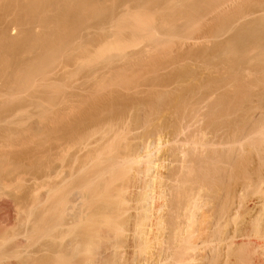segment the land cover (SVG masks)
<instances>
[{"label": "bare ground", "instance_id": "bare-ground-1", "mask_svg": "<svg viewBox=\"0 0 264 264\" xmlns=\"http://www.w3.org/2000/svg\"><path fill=\"white\" fill-rule=\"evenodd\" d=\"M128 1L129 0H127L126 3ZM204 1L207 4L204 5V12L196 11L197 9L195 10L196 12H199V15H202L203 13L210 14V12L214 11L213 8L218 7V4H221L218 2H221V0ZM213 1L217 2L214 3L217 4V6L214 5L215 7H213ZM53 2L54 1H52V3ZM56 2L58 3V1ZM56 2L54 3V5H56ZM60 2L58 4H60ZM223 2L224 1H222V3ZM40 3L43 2L40 1ZM82 3L80 2L81 6ZM88 3L86 2L85 4L89 5ZM124 3L123 5H125ZM33 4L34 3H32L31 6ZM43 4L45 5V3ZM146 4H148V2ZM90 5H92V3ZM149 5V7L152 6L150 2ZM92 6L94 7V5ZM146 6L142 7V10H145L144 12L149 13V11L155 10L153 9L146 11L148 7ZM65 7L67 8L68 6ZM5 8H7L8 10V6ZM71 8L70 10L72 11ZM60 10L61 9H59V11ZM81 10L82 9L80 8V11ZM162 11L164 10L162 9ZM67 12H69V10ZM158 12L161 11L157 10L156 13ZM201 12L203 13L201 14ZM33 13L34 12H32V14ZM63 13L67 14L66 12ZM29 14L27 15L29 16ZM32 14L31 16L33 17ZM85 14L87 15V13ZM85 14L83 13V16H85ZM79 15L81 16V14ZM36 16L38 17V15ZM70 16L72 15L70 14ZM260 16L256 17L257 19L254 18L255 20L251 19V22L248 21L247 23H245V26L243 24L242 28L240 27L239 29H237V31H235V33L237 32L236 34L233 33L234 35L232 34V36H230V38H228L224 42H221L219 44L217 43L213 48L210 47L211 51L208 49L209 52H206L205 50L207 48H202L203 50L200 48V50L194 52L198 57H207V55L208 57H210V54H213L211 57H213L214 59L215 55L216 57H221L223 59L224 57H232L234 58V62H239H232L234 63L232 66L233 69L236 70L237 68V70L239 71L240 67V69H242L243 67L244 69L248 67L247 70L251 68L249 71L255 72L250 73V75L254 74V76H240L244 70H241L242 72L240 73V75H238L235 74L237 70L233 71L231 67L230 68L232 70L228 67L229 70L226 73L227 70L224 72L223 69H226L227 67H222V72L224 73H221V71H218L219 73H217L218 69H215L216 76L214 74L211 75L213 77L209 76L208 78L206 77V79L202 78L203 81L196 79L198 82L195 81L193 82V84L191 83L192 86L188 85L189 88L186 87V89L188 88L187 93H185L184 90L183 97H180L182 95L178 93L180 96L176 97L174 95L175 97L169 99L170 101H168L167 98H170L168 97V88L166 91L168 94L165 91H161L160 89L159 90L163 93H161L160 91H156L153 92L156 94H153L151 91L153 95L150 93V97H148L146 101L143 100L139 102L140 104L137 103L140 106L135 107V105L132 104L134 105L133 107L131 105V107L136 109L133 114H131L132 112L129 111L131 108H127V105L129 104H126V102H129V98L128 101L124 102L123 98L120 99L121 97L119 98L118 96L119 100H121L119 105L117 106L118 108H115L114 106L115 102L116 104L118 103V98L115 97L113 98L114 100L112 98L110 100H106L107 97L103 98L104 100L102 102L105 103L104 109H106V111L108 109H111L110 113L108 112L109 110L107 111L109 115L119 113V115L117 114L118 117L116 116V121L119 122H116L114 119V115L116 114L113 115L114 118L112 117V115L108 117V114L104 109L103 110L106 114L103 113L102 107L100 109L96 106L95 109L89 110V112H86L84 110L85 113L83 111L82 115H80L79 117L77 116L78 118H76V121L74 123L72 122V127H68L70 129V132H68L69 137L72 138L69 139H71L72 141H80L86 136L84 135L85 133L87 134L89 132L88 134H91V132H93L92 134L94 135L95 131H98L100 133L95 143H97V148L99 150L97 149L98 151L94 155V150L92 149L93 152L91 153H93V155L89 153V156L92 157L90 158L89 156H87L86 160L89 157L87 161H85V159L81 156V159L83 158V161L85 162L83 163L81 161L82 163L79 166L77 165L79 168L73 164V167H75V171L71 169L72 167L70 168L71 162L69 164L66 163V166L64 165L65 167H68L71 172H68L66 170L69 174L67 175L66 172V174L63 173V169H65L64 167L61 170L63 171L61 174H64L65 176L62 175V178L61 174H58L61 177V181L60 183L58 181L59 184L56 183L58 184L57 186L55 185V183L53 185L57 187L56 190H58L59 192L56 191L55 188L54 190L58 193L53 192V187H51L50 184L51 188L49 187V189H52L53 191L47 190L49 191L47 192L49 196L48 198L46 197V204H43V211L38 217L40 218V223L38 222L37 227L39 228L40 233L35 228V233H31L36 234L37 231L38 235L44 237L43 239L45 240H43L44 243H42L44 245L41 244L43 246H41V249H43L41 250L42 255L43 253L44 255L40 259L33 258L32 263H29L222 264L220 258L222 256V251L233 254L235 256V259L240 262L239 264L251 263L249 262L250 260H248V258L251 257L249 256L251 254L250 251L252 249L254 251V248L256 247H253V245H255L253 244L255 243L253 241L254 238L252 239V237L250 236L251 240H249L248 238H246V235L248 234L245 232H247L248 229H253L255 232H253L254 235H256V233L257 235H259L258 233H260L262 236L263 233L261 232L264 231V229H262V225H264V200H262V196L260 197L259 195L261 194L260 192L263 193L264 191V17ZM142 17H145V14ZM190 17H192V15ZM196 17L197 16H195V18ZM148 18L149 17L146 15L145 19L147 20V23L150 22L151 19ZM64 19L63 22H65ZM81 19L83 20V18ZM116 19L120 18L116 17ZM77 20V22H79V18ZM120 21L121 29H119L118 26V28L116 27L118 31L120 30V35H123L125 29H127L126 32L129 31L133 35V33L141 30V28L143 29L144 26L131 21L129 18H125L124 20ZM198 22L196 21L195 23ZM195 23L193 22V24ZM36 24H38L37 21ZM147 25L149 27L150 24ZM222 25L224 26L223 22ZM219 26V28L221 29V25ZM56 27H59L62 30V26L60 27L59 25ZM145 27L144 29L148 28ZM195 27L193 26L194 30ZM44 28L46 30V27ZM193 28L189 29L188 27L189 30ZM54 30H56V28ZM61 30L57 32L55 31V34H52L54 36L49 35L50 37L48 38H46L44 34L43 37L45 38L40 37L39 39V37H37L38 35H35L28 40V38L30 37L29 36L27 38L28 41H24L26 42L25 46L24 42L22 45L25 47V49L27 48L29 52L35 51L36 53L33 52L35 55H32L35 58L32 59V62H30L29 64L26 63L27 66L24 67V70L26 71L25 74H27V79H24L23 81H15L14 79V81L12 80V82L9 80L10 78L8 79L9 81L5 79L7 80V82H4L3 84L0 83L2 84L1 86L4 87V89L9 90L16 88L18 90H21V88L23 90H26L24 88L28 87H30V90L31 87H33L35 90L38 88V86L39 89L40 86H50L49 81L46 80V76L48 75V73L53 72V69H56L57 66H66L69 60H72V58H69L68 60H62V58L66 59V57H74V55L76 54V52H73L74 49L72 47V34L69 35L67 33H63L64 31ZM67 32H69V30ZM147 32H145L144 34H146ZM150 32L149 34H147V38L149 39V41L150 39L152 40L150 42H153V38H155V32L153 33V35H151L153 32L152 29H150ZM73 34H75V32ZM1 36L2 34L0 35V37ZM141 36L142 34L140 35V37ZM207 36H209V34ZM136 37L137 36H131L130 41L133 43L134 41H136ZM140 37L139 39L141 40L142 38ZM3 38L6 39L4 41H6L7 45L11 46V38L5 36ZM70 38L72 42L70 41ZM122 38L124 39V36L118 38V41H116L117 43H109V45L105 46L104 49L101 48L100 56H108L106 53L109 52L108 50L110 49H115L116 52L117 50L119 52L125 51L124 49L127 46V42H124ZM132 38H135L134 41ZM158 40H156V42ZM1 43L2 42H0V44ZM15 43L18 42H13V46H15ZM1 45L3 46V44ZM70 45L72 48H70ZM4 46L8 47L6 45ZM19 46H21V44H19ZM252 48L258 51V54L256 53L257 55H255L256 58L258 57L257 60H254L255 63L251 61L254 57H249V53ZM8 50L9 52L12 51V49ZM4 51H2V53ZM97 51L99 50L97 49ZM6 52L8 53V57L11 56L12 59V55L10 54L11 52L9 53L7 49ZM96 54H99V52H96ZM120 56L122 57L123 55ZM97 57H99V55ZM184 57H186V55ZM100 58H98V60ZM60 59L63 64L60 62ZM222 60L220 61L222 62ZM58 61L59 63H61L60 66ZM91 61L93 60H90L89 63L92 64ZM206 61L209 60L207 59ZM212 61L210 60V62ZM229 61H231V59L226 61L227 64L231 63H228ZM222 63L219 64L222 65ZM7 65L8 64H0V66L3 67H6ZM210 65V68L213 67L214 69V66H212L213 64ZM235 65H237L239 68L237 66L235 67ZM219 68H221V66ZM244 74L245 73H243L242 75ZM235 75H238V77H235ZM159 79L153 78L151 80H144L141 85L144 84L153 87L160 84L163 85L164 83H160L161 79ZM165 81L167 82V80ZM126 84L124 86H126L127 88H137L136 85L131 86L130 84L128 85L127 82ZM36 86L37 88H35ZM9 90H6V92ZM10 93L11 92H9V94ZM164 93L166 94V96L168 95L167 98L165 97ZM172 96L173 95H171V97ZM111 97H114V95H112ZM47 99L48 98H46L45 100ZM125 100H127V98ZM98 107H100V104L98 105ZM166 108H170L171 110H173V112L169 113L166 116H163L162 111ZM117 109L118 111L116 112ZM132 111H134V109ZM159 118L162 119L161 122L159 121ZM81 125H85L86 127L93 126V129L90 127L91 129L88 131V127L87 132H82L83 134H80V127H82ZM94 126L97 129L94 128ZM86 127L84 129H86ZM119 131L122 136L119 135L121 138H118V140L115 139L116 137H119L117 135L116 137L113 135L115 138H108V136L107 138L105 137L108 132V134L112 135V133L119 134ZM130 134H133V137ZM88 136L90 135H87L86 137ZM13 137L14 136L12 135V138ZM86 137L84 139L87 140ZM161 138H164L162 141V143L165 142L163 144L165 145L164 148L162 147L163 145H160L161 143H159V140ZM160 148H162L163 150H160ZM94 149H96V146ZM159 150L161 154L159 153V156H156ZM74 156L71 160L74 159V162L72 161V163L76 164L78 158ZM158 157H160L161 159ZM60 158L62 159V157ZM64 158H66V156H64ZM157 159L160 160V163L159 160L158 163L156 162ZM63 160H61V163ZM1 170L2 169H0V171ZM231 180L235 182L232 183L233 185L235 184V188L231 184ZM257 193L261 199L257 196H254ZM239 212L240 214H245V216L241 215V217L244 216L242 217L241 221H237L241 224L239 223L238 225V223H236L237 225L234 226V222V224H230V226L233 227H230L228 225V227L232 228V230L227 228L228 221L232 218L231 221L233 223V217H235L234 214H237ZM5 215V218H8V215ZM2 217L0 218L2 219ZM102 222H105L108 227H103L105 230H103V228L99 226ZM233 228L236 230H234ZM240 228L243 230H241ZM237 229H240L242 233H239ZM235 231H237L238 233ZM67 235H69V238L66 239ZM261 236L259 235V237L255 238L258 239L261 238ZM262 238H264V236H262ZM262 238L260 240H262ZM260 240H256V243L260 242ZM263 241L264 239L262 240V243ZM251 244L252 247H250ZM2 251L3 250L0 251V257L2 255ZM5 251L6 250H4V252ZM227 255L229 259H232V257H229V254ZM227 255L226 259L229 260L227 258ZM28 257L26 259H28ZM260 260L255 261V263L258 262L259 264H264V256ZM235 262L237 263L236 260ZM235 262L231 261L230 263V261H228L227 263L236 264ZM21 263L24 264L25 262H23L22 260V262H19V264ZM0 264L4 263L0 262Z\"/></svg>", "mask_w": 264, "mask_h": 264}, {"label": "rangeland", "instance_id": "rangeland-1", "mask_svg": "<svg viewBox=\"0 0 264 264\" xmlns=\"http://www.w3.org/2000/svg\"><path fill=\"white\" fill-rule=\"evenodd\" d=\"M40 1L45 3V5L43 3H40ZM45 1L44 0H39V1L38 0H0V35L2 34V36L0 37L1 38L0 42H2L1 44H3V46L0 44V48H1L0 49V51H1L0 52V64H8L6 67L0 66V78L3 81L2 82L0 80V83L3 84L4 82H7V80L9 78H10L9 80L11 82H12V80L14 81V79H15V81L16 80L23 81L24 79H27L26 78L27 74H25L26 71L24 70V67L27 66V64H29L30 62H32V59L35 58L32 55V54H34L33 52H35V51L29 52L27 48L25 49L24 46H25L26 42H24V41H28L30 38L34 37L35 35L36 36L38 35L37 37H39V39H40V37L42 38L45 34L46 38H48L53 33L55 34V31L57 29H60L59 27H56V26H59V25H60V27L62 26L61 27L62 30L65 27L63 30L64 31L63 33H67L69 35L72 34L71 37H72V41H73V43H72V47L74 49L73 52H76V54H75L76 56L74 55V57H68V58L66 57V59L62 58V60H68L69 58L70 59L72 58V60L71 61L69 60V62L66 66H64V67H62V66L58 67L57 66L56 69H53V72L48 73V75L46 76V80L49 81L50 86H47V85H46L47 87H45V86L41 87L40 86V89H39V86H38V88L36 86L35 88H37V89H35V90L33 87H31V90L29 89L30 87L24 88L26 90H23L22 88H21V90H18L17 88H16L17 90L16 89L9 90V89H4V87L1 86L2 84H0V87H1L0 91L2 90L0 92V161L2 160L0 162V169H2L0 171V209H1L0 210V212H1L0 217L3 216L2 219L0 218V244H1L0 251L3 250L1 252L2 255L0 257V262L4 263V264H6V263L7 264H17V263L19 264V262H22V260L26 264H27V262H28V264H31L33 261V258L34 259L42 258L44 253L42 255L41 250H43V249H41V248L43 247L42 245H44L42 243H44L43 240H45V239H43L44 238L43 236L38 235L37 231L40 233V230L37 226H38V222L40 223V218H38V217L40 216V214L43 211L42 206L44 207L43 204H46V199L49 196V194H47V192H49V191H47V190L53 191L54 188L56 190V188H57L56 186L60 183L61 177L63 178V176H65L64 174H61L63 172L61 170L66 166V163L69 164L71 162L72 165L70 164V168L72 167L71 169L74 170L75 169V167H73L74 165L79 166L82 162L84 163L85 161H87L89 159V157L90 158L92 157V156H89L90 155L89 153L93 152L92 149L94 150V152H93L94 155L99 150L97 148V143H95V142H96V139L99 137L100 132L95 131L94 135L92 134L93 132H91V134H88L89 132L86 134L85 132H87V129L89 126L86 127L85 125L84 126L81 125L83 128L80 127V129H81L80 134L85 133L84 135H86V136L90 135V136H88L89 138L85 136L87 138V140L84 139L85 138L84 137L80 141H78V140L72 141L71 140L72 138L69 137V133H68V132H70L69 128L72 127L71 125L76 121V118H78L80 115L83 114L84 110L86 112H89V110H93L96 107L100 108V109L102 107V110H103L104 105H105V103L102 102L104 100L103 98L107 97L106 100L107 99L110 100L111 98L112 99L115 97L118 98V96H119V98L121 97L120 99L123 98L124 102L128 101V98H129V102H126V104L128 103L130 105V106L127 105L128 106L127 108H131L129 111L132 112L131 114H133V112H135V110H136L135 108H133L134 105H135V107L140 106V105H138V104H140L139 102H141L143 100L146 101V99H148V97H150L149 94L151 93V91H152V93L156 92V91H160V90L163 92L164 91L166 92L167 88H168L169 94L167 92L166 93L169 95V96L168 95L167 96L170 98H167L166 94L165 93L164 94H165V97L167 98L168 101H170L169 99H172L175 96L177 97V96L182 95L180 97H183L184 90H185V93H187V89L189 88L190 85L192 86L193 82H195L197 80H202V78L206 79V77L208 78L209 76L213 77L211 75H214V74L216 76V70L215 69H218L217 73H219L218 71H221V73H224L226 70H227L226 71V73H227L229 69H231V68L233 69V67H232L233 64L238 62V61L234 62V60H233L234 58L229 57L231 59V61H229L228 63H230V62L231 63L234 62V63L227 64L226 61L230 60L228 57H224V59H223L221 57H216L215 54H214L215 59L213 57H211L213 54H210L211 55L210 57H208V55H207V57H203V56L198 57L197 54L194 52H197L198 50H200V48L201 49L207 48L205 51L209 52L210 47L213 48L217 43L219 44L221 42H224L228 38H230V36H232L233 33L236 34L237 32L235 33V31H237V29H239L240 27L242 28L243 24L245 26L246 25L245 23H247L248 21L251 22V19L255 20L254 18H256L260 15H261L260 17H262V16L264 17V0H221V2L216 0L221 4H218L219 6L215 7V6H217V4H214V3H217V2L213 1L212 5L215 8H213L214 11L210 12V14L203 13L204 12L203 9L205 7L204 5H207L204 0H159V1L158 0H149V1L148 0H138V1L137 0H132V1L129 0L128 1L129 3L128 2L126 3L127 0H120V1L119 0H90V1L89 0L88 1L87 0L86 1L85 0H63V1H61L60 0L61 2L59 0H45ZM49 1H51V2H49ZM52 1H54V2L52 3ZM56 1H58V3L60 2V4H58ZM222 1H224V2L222 3ZM55 2H56V5H54ZM80 2L81 3L83 2L84 4L86 2L87 3L89 2L88 3L89 5L85 4L86 5L85 6L82 3V6H81ZM138 2H140V3H138ZM147 2H148V4H146ZM149 2H150V4H152V6H151L152 8L149 7L150 6ZM164 2H165V4H164ZM32 3H34L33 5H35L37 7H35L33 5L31 6ZM47 3H49V4H47ZM50 3H52V4H50ZM91 3H92V5H94V7L92 5H90ZM123 3L125 5H123ZM51 5H52V8H51ZM78 5H79V7H78ZM199 5H201V6H199ZM7 6H8V10H7V8H5ZM65 6H68V7L66 8ZM143 6L147 7L146 11L153 10V9H155V10L149 11V13L144 12L145 10H142ZM166 6H167V8H166ZM73 7H75V8H73ZM87 7H89V8H87ZM103 7H105V8H103ZM156 7H157V9H156ZM32 8H33V11H32ZM70 8L72 9V11L70 10ZM80 8L82 9L81 11H80ZM158 8H160V9H158ZM57 9H58V12H57ZM59 9H61L60 10L61 12L59 11ZM162 9L164 11H162ZM63 10H65V11H63ZM66 10L67 11L69 10V12H67ZM77 10H79V11H77ZM157 10L161 11V12L156 13ZM195 10L199 11V12L203 11V12H201V14L203 13L204 15L203 14L199 15V12H196ZM254 10H255V12H254ZM31 11L34 12L36 15H38V17L34 13L32 14ZM62 11L66 12L68 15L63 13ZM121 12H122V14H121ZM193 12H194V14H193ZM83 13L84 14L87 13V15L85 14V16H83ZM189 13L192 15V17H190L191 15ZM27 14H29V16ZM31 14L33 15V17L31 16ZM70 14L72 16H70ZM79 14H81V16ZM134 14L136 17L134 16ZM144 14H145V17H146V15L149 17L148 19L151 18L150 22L147 23V20L145 19V17H142ZM123 15H125L126 17ZM77 16H80L81 18H83V20ZM132 16H134V17H132ZM195 16H197V17L195 18ZM113 17H114V19H113ZM116 17L117 18L119 17L120 19H116ZM124 17L129 18L131 21H134L137 24L139 23L141 25H144L143 29L141 28V30H138L137 32H135L136 34L133 33L134 36L132 35L131 32H129V31L126 32L127 29H125L124 33L121 32V33H123V35L122 34L120 35V32H119L120 30L118 31L117 28L119 27V29H121V27H120L121 21L120 20H124L125 19ZM189 17H190V19L192 18L191 21H190ZM198 17H200V18H198ZM29 18H31V19H29ZM35 18H37V19H35ZM78 18H79V22H77ZM63 19L65 22H63ZM199 19L201 20V22ZM74 20H75V22H74ZM36 21L38 24H36ZM192 21L194 23L196 21L197 22L199 21L200 24H199V22L193 24ZM224 21H225V23H224ZM32 22H34V23H32ZM55 22H57V23H55ZM222 22H223L224 26L222 25ZM27 23H29V24H27ZM188 23H189V26H188ZM202 23H204V24H202ZM63 24H64V26H63ZM147 24H150L149 27ZM31 25H32V27H31ZM195 25H196V27H195ZM219 25H221V27H222L221 29L219 28L220 27ZM193 26L195 27V30H194ZM44 27H46V30ZM72 27H74V28H72ZM144 27L145 28L148 27V28L153 30L151 35H153V33L155 32L154 33L155 38H153L155 40V42H154V40H153V42H150V41H152L151 39L149 41V39L147 38V34H149L150 29H148V28L144 29ZM188 27H189V29L193 28V29H191L192 31L189 30ZM55 28H56V30H54ZM196 28H198V29H196ZM71 29H73L74 31ZM29 30H30V32H29ZM49 30H50L51 34H50ZM60 30H57V31H60ZM68 30H69V32H67ZM72 31H73V33L75 32V34H73ZM147 31H149V32H147ZM194 31H195V33H194ZM240 31H241V29H240ZM145 32H147V33L144 34ZM185 32H186V34H185ZM188 32H190V33H188ZM30 33H31V35L32 34L33 35L31 36ZM137 33H138V35H137ZM191 33H193V34H191ZM200 33H201V35H200ZM4 34H6V35H4ZM141 34H142V36L146 35L145 36L146 38L142 37V36L140 37ZM208 34H209V36H207ZM4 36L11 38L10 39L11 40L10 41L11 46H8L6 41H4V40H6L3 38ZM52 36H54V35H52ZM121 36H124V39L122 38V40L124 42H127V46L124 49L125 51L119 52L117 50V52H116L115 49L114 50L110 49V50H108L110 52V54H109V52H107L106 54L108 56H102L103 57L102 58L100 56L101 48L104 49V47L109 45V43H117L116 41H118V38H120ZM131 36L132 37L137 36L136 41H134L135 38H132L134 41L133 42L134 44L130 41ZM68 37H70V36H68ZM139 37L142 39L140 40ZM8 38H7V40H8ZM27 38H28V40H27ZM43 38H45V37H43ZM90 38H91V40H90ZM2 39H3V41H2ZM147 39H148V41H147ZM156 40H158V41L156 42ZM184 40H185V42H184ZM70 41H71V38H70ZM138 41H140V42H138ZM13 42H18V43L14 44L15 46L17 44L16 47L13 46ZM23 42H24V46L22 45ZM19 44H21L22 48H21V46H19ZM4 45H6L8 47H5ZM158 45H161V46H158ZM23 47H24V49H23ZM72 47L70 45V48H72ZM6 49L8 52H9L8 49H10V50L12 49V51H10L11 53L9 52L12 55V59H11V56L8 57V53L6 52ZM97 49L99 51H97ZM82 50L85 52V54ZM2 51H4V52L2 53ZM189 51H190V53H189ZM18 52H19V54H18ZM96 52L97 53L99 52V54H96ZM14 53H15V55H14ZM184 53H185L186 57H184L185 56ZM256 53L258 54V51L256 49L252 48L250 50L249 57H254L251 60L253 63H255L254 60H257V58H258V57L256 58V56H255V55H257ZM81 54H83V55H81ZM205 54H204V56H205ZM5 55H6V57H5ZM98 55H99V57H97ZM112 55H114V56H112ZM120 55H123V56L121 57ZM179 55H180V57H179ZM72 56H73V54H72ZM104 57H106V58H104ZM94 58L95 59L97 58L96 59L97 61ZM98 58H100V59L98 60ZM112 59H113V61H112ZM207 59L209 61H206ZM219 59L220 60L223 59L222 62H224L226 65L224 63H222ZM90 60H93V61H91L92 64L89 63ZM109 60H111V61H109ZM210 60L211 61L213 60V61L210 62ZM16 61H18V62H16ZM102 61H104V62H102ZM60 62L63 64L61 59H60ZM58 63H59V61H58ZM61 63H59V66L61 65ZM219 63L220 64L222 63L223 66L220 65ZM98 64H100V65H98ZM206 64H207V66H206ZM210 64H213L212 66H214V69H213V67L210 68L211 67ZM89 65H90L91 70L89 68ZM97 65H98V67H97ZM220 66H221V68H219ZM236 66L237 65H235V67ZM207 67H209V68H207ZM216 67H218V68H216ZM222 67L223 68L227 67V68L223 69ZM228 67H229V69H228ZM240 68H239V71L237 70V68H236L237 71L235 69H233V71L235 70L237 72V73L235 72V74L240 75V73L244 70L240 76H246V77H248V76L251 77L252 75L254 76V74L250 75L251 72L255 73L254 71H251V72L249 71L251 69L250 67H249L250 68L249 70H247L248 67L245 69H244V67L242 69H240ZM219 69H221V70H219ZM222 69L224 70V72H222ZM246 70H247V74H246ZM243 73H245V74L242 75ZM238 75L237 76L235 75V77H238ZM159 77L162 81V82L160 81V83H164L163 85L160 84V85H157L154 87L153 86H147L144 84L141 85V83L144 80H151L153 78L159 79ZM5 79H7V80H5ZM165 80H167V82ZM123 82H125V83H123ZM126 82L128 83V85L130 84L131 86L136 85L137 88H133V89L127 88L126 86H124L126 84ZM186 87H188V88L186 89ZM162 89H166V90H162ZM169 89H170V91H169ZM6 90H9V91L6 92ZM9 92H11V93L9 94ZM163 92H161V93H163ZM153 94H156V93H153ZM112 95H114V97H111ZM171 95H173V96L171 97ZM36 96H38L39 98ZM33 97H34V99H33ZM45 97L48 98L49 100L48 99L45 100L46 99ZM124 97H126L127 100H125L126 98H124ZM5 98H7V99H5ZM119 98H118V103L116 104V102H115L116 105L114 104L115 108L119 105V103L121 101V100H119ZM3 99H4V101H3ZM7 100H8V102H7ZM35 101H37L38 104ZM39 101L41 104L39 103ZM99 104H100V107H98ZM132 104H134V105H132ZM131 105L133 107H131ZM89 107H91L92 109ZM170 108H166L162 111L163 116H166L169 113L173 112V110H171ZM133 109H134V111H132ZM104 110L106 111V109H104ZM104 110H103L104 114H106V113L108 114V112L109 113L111 112V109H108L109 111L107 110L108 112L106 111V113ZM85 111H84V113H85ZM117 111H118V109L116 110V112ZM114 114H116V115H114ZM114 114L113 115L115 118L113 117L112 114L111 115L116 121V118L118 117L117 114L119 115V113H114ZM111 115L108 114V117ZM161 120L162 119L159 118L160 122H161ZM116 122H119V121H116ZM85 127H86V129H84ZM90 127L93 129V126H90ZM90 127H89L88 131L91 129ZM67 128H68V130H67ZM94 128H96V127L94 126ZM82 129H84V130H82ZM64 130H66V131H64ZM98 130H99V128H98ZM12 131H13V133H12ZM116 132H117V130H116ZM108 133L105 136L106 138H107V136H108V138L109 137L115 138L116 135L122 136V134H120V131H119V134H117V133L113 134L112 133V135H110ZM12 135L14 136L13 138H12ZM19 135H20V137H19ZM130 135L133 137V134H130ZM128 136H129V134H128ZM66 138H68V139H66ZM69 138H71V139H69ZM118 138L120 139L121 137L119 136V137H116L115 139L118 140ZM163 139L164 138H161L159 140V143H161L160 145H163L165 143V142L162 143ZM13 140H16V141H13ZM71 142H72V144H71ZM73 142H74V144L76 142H78V143H76L74 146ZM72 145H73V147H72ZM95 146H96V149H94ZM164 146L165 145H163L162 147L164 148ZM161 149L162 148H160V150ZM89 150H90V152H89ZM160 150H159V152H157L156 156H159V153L161 154ZM18 153H19V155H18ZM93 153H91V155H93ZM74 155L76 156V158H78L76 164L72 163V161L74 162V159L71 160ZM1 156L3 159L1 158ZM64 156H66V158H64ZM81 156L85 159V161H83V158L81 159ZM87 156H89V157L86 160ZM60 157H62V159ZM160 157H158V158H160ZM61 160H63L62 163H61ZM67 160H69V161H67ZM158 160L159 159H157V161H156L157 163H158ZM159 163H160V160H159ZM63 170H64L63 173L66 172L67 175L69 174L68 172H71L68 169V167H65V169H63ZM59 173L61 174V177L58 175ZM49 175H50V177H49ZM55 175H57V176H55ZM58 181H59V183H58ZM233 182L234 181H232L231 184ZM54 183L56 186H53ZM56 183H58V184H56ZM50 184H51V187H53L52 188L53 190L49 189ZM234 185H233V187H234ZM55 190L53 192H55V193L59 192L58 190H56L58 192H56ZM260 193L262 194V195L259 194L260 197L262 196V200H264V195H263L264 191H263V193L262 192H260ZM254 196H257L258 198H260L258 196V193L255 194ZM36 202H39V203H36ZM43 202H45V203H43ZM40 204H42V205H40ZM32 209H34V210H32ZM3 213L7 214L8 218L9 217H11V218H9V219L5 218L6 215ZM234 215H235V217L237 215L236 219H235V217H233L234 221L232 223V221H231L232 218H231V220H229L230 223L228 221L227 228H229L228 225L230 226V224L232 225V224H234V222H235L234 226L237 225L236 223H238V225H239L240 222H237V221H241L242 217L245 216V214H243V213L240 214V212L237 214H234ZM241 215H244V216L241 217ZM238 216H239V219L241 218L240 220L238 219ZM102 224H103V226H102ZM35 225H36V227H35ZM99 226L101 228H103V227L105 228V226L107 227L105 222L100 223ZM262 226H263L262 229H264V225H262ZM230 227H233V226H230ZM239 227H241V226H239ZM34 228L37 229L36 234H34L35 233ZM104 228H103V230H105ZM234 228H236V227H234ZM229 229L232 230V228H229ZM240 229L239 230L237 229V230L239 233H242L241 230H243V229H241V230ZM234 230H236V229H234ZM32 232H34V233L31 234ZM235 232H237V231H235ZM244 232H245V230H244ZM253 232H254L253 229H248L247 232H245L248 234V235H246V238H248L249 240H251L250 236L252 237V239L254 238L253 241L255 243H253V244H255V245H253V247L254 246L256 247V248H254V251H253V249L250 251L251 254L249 256H251L252 258L248 256L250 258V259L248 258V260H250L249 262H251L249 264H257L258 262L255 263V261L262 259L264 256V249H263L264 248L263 247L264 241L262 243V240L264 239V238H262V236H264V231L261 232V233H263L262 236L260 233H258L261 236L262 240H260L261 238H258V239L255 238V237H259V235H257V233H256V235H254ZM237 233H235V234H237ZM36 235H38V236H36ZM67 238H69V235H67L66 239ZM33 239H34V241H33ZM256 240H258V241L260 240V242L257 241L259 244L256 243ZM257 246H259L261 248H259ZM250 247H252V244L250 245ZM80 248H82V247H80ZM4 250H6V251L4 252ZM225 253H226V255L229 254V257H232V259L231 258L229 259L228 255H227V258L229 259V260H227ZM221 254H222V256L220 258H221L222 264H226L228 261H230V263H231V261L235 262V260L237 261L238 264L240 263L237 259H235V256L233 254H230L229 252L227 253L225 251L224 252L222 251ZM25 255H27V256H25ZM231 255H233V256H231ZM27 257H28V259L30 258L32 260L29 259V261H28V259H26ZM19 258L21 259V261ZM224 258H225V260H224ZM29 262H31V263H29ZM21 264H23V263H21Z\"/></svg>", "mask_w": 264, "mask_h": 264}]
</instances>
